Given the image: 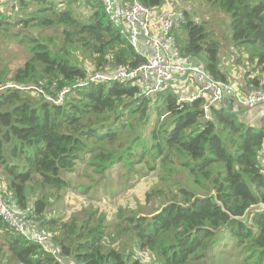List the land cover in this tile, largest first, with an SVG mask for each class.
Listing matches in <instances>:
<instances>
[{
	"label": "trees",
	"instance_id": "16d2710c",
	"mask_svg": "<svg viewBox=\"0 0 264 264\" xmlns=\"http://www.w3.org/2000/svg\"><path fill=\"white\" fill-rule=\"evenodd\" d=\"M135 1L155 9L167 0ZM202 1L230 17L232 44L246 53L239 91L264 92V0ZM174 36L182 56L233 86L204 24L186 16ZM0 41L13 52L0 55V193L28 211L65 264H264V127L222 107L205 119L204 97L186 102L172 88L146 98L130 82L77 86L144 63L100 0H0ZM62 91L61 104L47 99ZM87 156L83 180L161 172L164 185L145 196L158 206L119 208L110 220L98 209L52 216ZM0 264L59 263L0 217Z\"/></svg>",
	"mask_w": 264,
	"mask_h": 264
},
{
	"label": "built area",
	"instance_id": "2783aa9c",
	"mask_svg": "<svg viewBox=\"0 0 264 264\" xmlns=\"http://www.w3.org/2000/svg\"><path fill=\"white\" fill-rule=\"evenodd\" d=\"M100 1L109 20L119 28L128 45L144 58V63L134 70L115 69L105 74L94 73L89 75L85 83L77 86L103 81L130 82L139 86L141 93L150 98L171 88L172 81L192 82L195 92L189 99L180 97V100L188 102L204 97L205 119H209L210 109L217 107L226 96L236 97L247 108L264 103L262 90L240 93L230 84L213 79L197 60L182 56L174 36V32L186 22L182 11L160 7L153 9L135 0ZM65 93L62 91L47 99L54 104H61ZM0 217L15 234L27 237L57 263L65 264L49 237L33 223L28 211L18 207L10 195L6 197L0 193Z\"/></svg>",
	"mask_w": 264,
	"mask_h": 264
},
{
	"label": "rangeland",
	"instance_id": "374dc122",
	"mask_svg": "<svg viewBox=\"0 0 264 264\" xmlns=\"http://www.w3.org/2000/svg\"><path fill=\"white\" fill-rule=\"evenodd\" d=\"M171 4L174 7L177 6L179 11H183L185 7H190L191 9L187 12L190 17L189 19L195 23L204 24L207 31L210 32L212 39L217 41L219 45L222 43L224 59L221 57V48H219L218 53L219 68L221 71L228 75L235 67L242 66V64L243 66H247L246 53L239 49L241 47L237 48V46L235 47L232 44L229 27L230 17L227 14L211 8L202 0H173ZM51 33L52 31L48 32V34ZM229 41L242 54L233 47H228ZM12 49L15 50V47H12ZM0 55L7 57L13 55L10 47H8L7 41H0ZM77 59L80 61L81 66L88 70L89 73L95 72L94 67L90 66L89 60L85 55L77 54ZM87 161L88 156L84 158L85 164L80 165L78 168L77 174L79 178L72 181L74 189L63 194L62 199L57 200L52 206V216H61L68 219L72 215H75L81 218L83 212L98 209L106 213L110 220L111 216L119 208L139 206L141 212L147 215L152 213L158 206V201L155 199L146 204L145 196L151 189L164 185L159 180L161 177H164L161 172H147L143 177H135L132 179L123 178L121 180L118 176V168L115 171L110 170L102 177L92 176L91 179L83 180V177L89 176L91 173L90 168L86 167V164L89 163ZM120 181H122L121 185H119ZM169 183L171 184V180H169ZM86 184H91L93 188L90 186L83 192V189H80L79 186H86ZM148 256L142 251H136L133 255L134 258L140 261L145 260Z\"/></svg>",
	"mask_w": 264,
	"mask_h": 264
},
{
	"label": "crops",
	"instance_id": "0c3cea01",
	"mask_svg": "<svg viewBox=\"0 0 264 264\" xmlns=\"http://www.w3.org/2000/svg\"><path fill=\"white\" fill-rule=\"evenodd\" d=\"M172 1L173 0L165 1L160 6V8H163V9L169 8V9L179 10L177 6L174 7V5L171 4ZM190 9H191L190 7H185L183 9L182 12L184 13V16L186 13V16L188 18H190L188 13H187ZM186 16H185V18H186ZM224 40H226V38H224ZM228 47H230V48L233 47L235 50H238L242 54V52L239 49H236L231 44V41H229ZM220 48H221V57L224 59V54L222 53V48H223L222 43L220 44ZM245 75H246V69H245V66H243V64H242V66H238V67L233 68L228 73V75L226 74L227 79L234 86V89H236L237 91H239L238 87L241 88L242 91H244L246 89L245 85H244V82L246 79ZM170 87L172 89H174L176 92H179V96L181 98H188L189 99L190 95L195 92L194 84L192 82H188V81L182 82L180 80H175V81L171 82ZM217 107H222L223 109H225L227 111H230L232 113L237 114L239 116V118L243 121V123H245L247 125H250L253 127H259V128L264 127V103L258 105L255 108H247L242 104L241 101L237 100L236 97L226 96L225 100H223ZM261 162L264 165V150H263V155L261 156Z\"/></svg>",
	"mask_w": 264,
	"mask_h": 264
},
{
	"label": "clouds",
	"instance_id": "9594fccd",
	"mask_svg": "<svg viewBox=\"0 0 264 264\" xmlns=\"http://www.w3.org/2000/svg\"><path fill=\"white\" fill-rule=\"evenodd\" d=\"M8 226V225H7Z\"/></svg>",
	"mask_w": 264,
	"mask_h": 264
}]
</instances>
